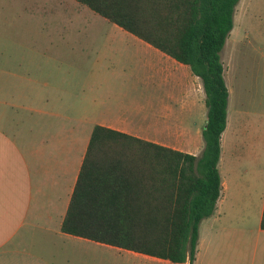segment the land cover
Here are the masks:
<instances>
[{
	"label": "crops",
	"instance_id": "crops-1",
	"mask_svg": "<svg viewBox=\"0 0 264 264\" xmlns=\"http://www.w3.org/2000/svg\"><path fill=\"white\" fill-rule=\"evenodd\" d=\"M112 28L120 39L94 44L92 59L75 60V74L51 64L57 71L24 75L19 120L0 111V264H74L75 247L126 249L61 230L94 125L196 156L203 149L201 78L133 32ZM221 61L228 90L221 186L213 213L199 223L190 264H264V0L237 2ZM126 251L146 264L189 262Z\"/></svg>",
	"mask_w": 264,
	"mask_h": 264
},
{
	"label": "trees",
	"instance_id": "trees-1",
	"mask_svg": "<svg viewBox=\"0 0 264 264\" xmlns=\"http://www.w3.org/2000/svg\"><path fill=\"white\" fill-rule=\"evenodd\" d=\"M77 1L188 64L202 80L207 121L198 156L94 125L61 230L192 263L199 223L220 192L228 95L221 49L239 0Z\"/></svg>",
	"mask_w": 264,
	"mask_h": 264
},
{
	"label": "rangeland",
	"instance_id": "rangeland-1",
	"mask_svg": "<svg viewBox=\"0 0 264 264\" xmlns=\"http://www.w3.org/2000/svg\"><path fill=\"white\" fill-rule=\"evenodd\" d=\"M66 2L69 8L62 6ZM114 26L77 0H0V111L19 120L24 112V75L57 71L51 64L75 74V60L92 59L94 44L120 39ZM126 250L103 248V253H94L75 247L74 264H146Z\"/></svg>",
	"mask_w": 264,
	"mask_h": 264
},
{
	"label": "water",
	"instance_id": "water-1",
	"mask_svg": "<svg viewBox=\"0 0 264 264\" xmlns=\"http://www.w3.org/2000/svg\"><path fill=\"white\" fill-rule=\"evenodd\" d=\"M186 264H190V263L188 262V263H186Z\"/></svg>",
	"mask_w": 264,
	"mask_h": 264
}]
</instances>
